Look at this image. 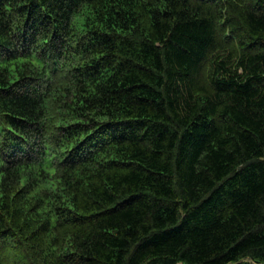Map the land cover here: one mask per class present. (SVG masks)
<instances>
[{"label":"trees","instance_id":"trees-1","mask_svg":"<svg viewBox=\"0 0 264 264\" xmlns=\"http://www.w3.org/2000/svg\"><path fill=\"white\" fill-rule=\"evenodd\" d=\"M0 264H264V0H0Z\"/></svg>","mask_w":264,"mask_h":264}]
</instances>
